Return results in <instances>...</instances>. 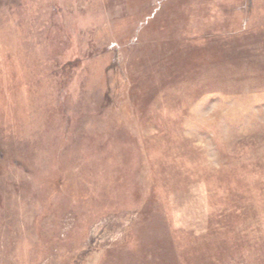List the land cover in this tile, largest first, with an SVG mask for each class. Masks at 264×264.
Here are the masks:
<instances>
[{
  "label": "rangeland",
  "instance_id": "obj_1",
  "mask_svg": "<svg viewBox=\"0 0 264 264\" xmlns=\"http://www.w3.org/2000/svg\"><path fill=\"white\" fill-rule=\"evenodd\" d=\"M0 264H264V0H0Z\"/></svg>",
  "mask_w": 264,
  "mask_h": 264
}]
</instances>
